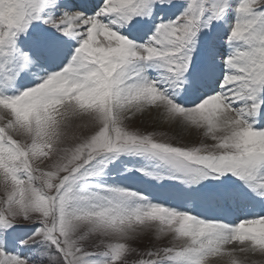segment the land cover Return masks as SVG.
<instances>
[{
    "label": "snow or ice",
    "instance_id": "6c2138e0",
    "mask_svg": "<svg viewBox=\"0 0 264 264\" xmlns=\"http://www.w3.org/2000/svg\"><path fill=\"white\" fill-rule=\"evenodd\" d=\"M0 264H264V0H0Z\"/></svg>",
    "mask_w": 264,
    "mask_h": 264
},
{
    "label": "rangeland",
    "instance_id": "374dc122",
    "mask_svg": "<svg viewBox=\"0 0 264 264\" xmlns=\"http://www.w3.org/2000/svg\"><path fill=\"white\" fill-rule=\"evenodd\" d=\"M153 127H155L156 130H158V131H168V130H169V129L167 128V126L154 125ZM148 130H152V128L150 127ZM128 183L133 184V185H135V186H139V187H144V186H145V185H140V184H138V183L135 182V181H129ZM129 259H130V260H131V259H135V257H130Z\"/></svg>",
    "mask_w": 264,
    "mask_h": 264
}]
</instances>
